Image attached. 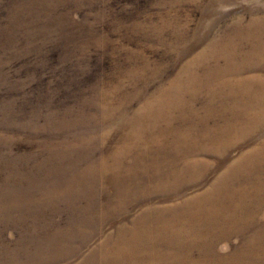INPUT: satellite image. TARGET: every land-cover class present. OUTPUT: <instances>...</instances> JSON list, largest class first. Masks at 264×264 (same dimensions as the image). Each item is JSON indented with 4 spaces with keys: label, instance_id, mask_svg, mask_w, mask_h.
<instances>
[{
    "label": "rangeland",
    "instance_id": "1",
    "mask_svg": "<svg viewBox=\"0 0 264 264\" xmlns=\"http://www.w3.org/2000/svg\"><path fill=\"white\" fill-rule=\"evenodd\" d=\"M0 264H264V0H0Z\"/></svg>",
    "mask_w": 264,
    "mask_h": 264
}]
</instances>
